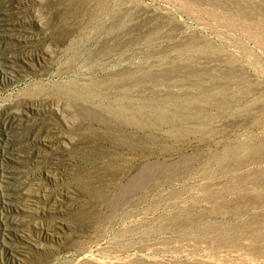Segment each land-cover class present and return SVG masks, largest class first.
<instances>
[{
	"label": "rangeland",
	"instance_id": "obj_1",
	"mask_svg": "<svg viewBox=\"0 0 264 264\" xmlns=\"http://www.w3.org/2000/svg\"><path fill=\"white\" fill-rule=\"evenodd\" d=\"M0 264H264V0H0Z\"/></svg>",
	"mask_w": 264,
	"mask_h": 264
}]
</instances>
